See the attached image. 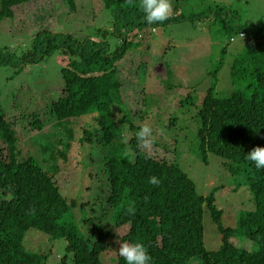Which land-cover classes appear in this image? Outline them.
Here are the masks:
<instances>
[{"label": "trees", "instance_id": "16d2710c", "mask_svg": "<svg viewBox=\"0 0 264 264\" xmlns=\"http://www.w3.org/2000/svg\"><path fill=\"white\" fill-rule=\"evenodd\" d=\"M31 1L34 0H1L0 22L5 18L13 20L14 7ZM61 1L67 5L69 14L76 15L82 9L78 0ZM102 3L103 9L112 13L111 26L121 39L114 51L104 37L106 27L93 30V34L54 32L44 28L33 35L30 48L21 55L8 47L0 48V65H12L19 73L26 65L54 56L62 64L61 77L47 84L53 86L59 79L62 90L49 101L45 113L50 112L51 119L57 122H76L79 117L91 113L95 115L97 127L95 130L85 128L80 141L92 143L97 139L115 148L113 155L105 159L103 169L112 227H96L85 234L77 223L67 219L77 201L67 200L54 179L56 173L48 171L43 161L34 155L20 158L16 131L6 119V110L0 108V264H45L46 254L25 247L24 238L30 228L46 232L53 238L66 239V253L58 264L70 261L73 264H105L101 257L111 248L112 238L117 237V230L123 226H128V230L119 240L143 242L152 257L150 264H264V168H257L246 157L254 147H264V56L238 55L228 65L230 84L225 88L217 82L220 73L217 67L211 72L214 82L198 100L197 148L203 161L207 163L210 153L219 157L226 171L243 177V183L253 196V208L241 210L236 225L226 226L222 220L224 210L216 202L215 189L218 187L209 195L199 193L194 180L178 162L158 159L138 146L137 125L148 121L144 112L146 98L140 115L142 123H138L132 118L118 76L119 64L127 56H141L139 60H142L140 46L146 40L151 41L158 27L194 20L198 15L184 16L177 11L163 23L148 24L144 13L129 5L127 0H102ZM207 13L203 16L210 15ZM228 20L226 18L225 22ZM236 26L225 24L226 29ZM236 30L244 33L243 37L256 34L249 27ZM152 41L150 53L159 47L158 42ZM148 65L141 61L137 66L138 84L142 83L141 73L146 75ZM168 70L167 79L161 77L163 84L167 89L179 87L174 82L170 65ZM223 91L225 94L221 95ZM192 92L187 94L188 99L195 95ZM125 107L127 113L123 111ZM117 111L121 115L118 116ZM40 116L41 113H33L29 122L39 132L52 122ZM170 121L173 124L174 119ZM153 145L167 153H179L177 139L168 145L160 138ZM151 176L161 180L159 186L148 183ZM129 206L135 207V215L128 214ZM32 209H35L34 215ZM205 210L211 212L221 235L222 244L217 250L205 246ZM243 240L250 241L252 247L245 246ZM113 261L126 264L118 254Z\"/></svg>", "mask_w": 264, "mask_h": 264}, {"label": "rangeland", "instance_id": "374dc122", "mask_svg": "<svg viewBox=\"0 0 264 264\" xmlns=\"http://www.w3.org/2000/svg\"><path fill=\"white\" fill-rule=\"evenodd\" d=\"M78 2L82 7L77 11L78 15L67 13L68 7L61 0H34L14 7V19L5 18L0 22V48L8 47L15 54L21 55L30 48L33 35L44 28L54 32L83 31L90 34L95 29L108 28L104 37L111 43L112 51L117 49L121 39L113 31L112 13L103 9L102 0ZM171 2V15L178 11L184 16L198 17L158 27L151 41L154 39L152 42H158L159 47L155 48L154 53H150L151 41H144L140 46L142 60H139L141 56H127L119 64L118 76L122 81V92L134 121L142 123L140 115L145 97L144 112L147 123L157 130L156 139L162 138L168 145L175 143L176 139L178 141L177 154L167 153L154 145L145 151L158 159L178 162L194 180L199 193L209 195L218 187L215 195L218 206L224 210L223 223L235 226L240 211L253 208L252 193L243 183V177L233 176L226 171L216 155L210 153L207 163L203 161L197 148L199 120L196 110L207 88L214 82L215 76L211 74L214 69H220L217 82L225 88L230 84L228 65L238 55H245L247 58L254 54L264 56V0ZM207 12L210 15L203 16ZM226 18H229L228 22H225ZM228 23L237 25V29L249 27L256 34L242 40L235 27L225 28ZM141 61H145L149 67L145 76L144 72L141 73L142 83L138 84L136 68ZM168 63L175 76L174 82L179 87L167 89L163 84L161 77L167 79ZM61 66L55 56L26 65L19 73L18 68L12 65H0V108L6 110V119L16 131L20 158L34 155L43 161L48 171L56 173L54 179L67 200L77 201L71 214H68L69 217L66 216L67 219L77 223L85 234L96 227L111 229L113 219L111 211L107 209L108 185L103 169L105 159L113 155L115 148L104 145L97 139L92 143L80 141L85 128L96 129L95 115L85 114L76 122H57L51 119L50 112V116L45 113L49 101L62 90V81L59 79L53 86L47 85L58 76L61 77ZM189 92L195 95L188 99ZM224 94L223 91L221 95ZM121 108L124 106L121 105ZM127 109L125 107L123 111L127 113ZM35 112L41 113L40 117L46 116L47 122L52 121L40 132L29 123ZM117 115H121V112L117 111ZM170 119H174L173 124ZM160 129H163L162 133L158 131ZM65 150L68 153L66 157L63 155ZM117 151L121 152L120 149ZM84 219L88 221L85 222ZM204 225L206 248L219 249L222 244L221 235L209 210L204 212ZM127 230L128 226L117 230V237L111 240V248L101 257L105 264H114L113 259L118 254L115 250L119 247L117 240ZM242 242L245 246L252 247L250 241ZM24 244L33 252L46 254L45 264H58L61 256L66 253L65 238H53L35 228L26 232ZM68 264L73 263L70 261Z\"/></svg>", "mask_w": 264, "mask_h": 264}, {"label": "clouds", "instance_id": "9594fccd", "mask_svg": "<svg viewBox=\"0 0 264 264\" xmlns=\"http://www.w3.org/2000/svg\"><path fill=\"white\" fill-rule=\"evenodd\" d=\"M129 5L138 7L145 15V19L148 24L163 23L168 20L173 12V4L171 0H127ZM240 39H244L243 34H239ZM160 133L163 129L158 130ZM156 132L153 127L145 122L142 123L137 132L135 138L138 141V146L150 150L156 140ZM126 138L125 142L127 143ZM247 159L254 162L257 168H264V147L256 146L246 155ZM148 183L153 186H159L161 180L156 176L149 177ZM129 215H135L136 209L134 206H129L127 209ZM31 214H35V209L31 210ZM119 247L115 250L120 257H122L126 264H150L152 257L145 244L140 241L121 242L117 240Z\"/></svg>", "mask_w": 264, "mask_h": 264}, {"label": "built area", "instance_id": "2783aa9c", "mask_svg": "<svg viewBox=\"0 0 264 264\" xmlns=\"http://www.w3.org/2000/svg\"><path fill=\"white\" fill-rule=\"evenodd\" d=\"M241 34H243V35H244V33H241Z\"/></svg>", "mask_w": 264, "mask_h": 264}]
</instances>
